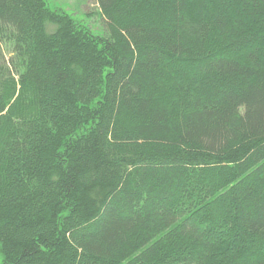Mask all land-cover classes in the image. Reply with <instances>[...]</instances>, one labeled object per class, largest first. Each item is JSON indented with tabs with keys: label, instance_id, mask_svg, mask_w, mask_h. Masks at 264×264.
I'll use <instances>...</instances> for the list:
<instances>
[{
	"label": "trees",
	"instance_id": "trees-1",
	"mask_svg": "<svg viewBox=\"0 0 264 264\" xmlns=\"http://www.w3.org/2000/svg\"><path fill=\"white\" fill-rule=\"evenodd\" d=\"M97 2L0 0V264H264V0Z\"/></svg>",
	"mask_w": 264,
	"mask_h": 264
},
{
	"label": "rangeland",
	"instance_id": "rangeland-1",
	"mask_svg": "<svg viewBox=\"0 0 264 264\" xmlns=\"http://www.w3.org/2000/svg\"><path fill=\"white\" fill-rule=\"evenodd\" d=\"M47 2L50 8H60L68 12L94 33L104 34L106 32V20L97 0H47Z\"/></svg>",
	"mask_w": 264,
	"mask_h": 264
}]
</instances>
